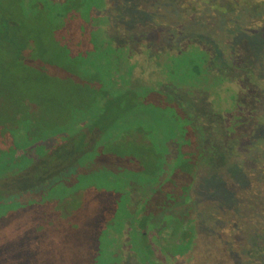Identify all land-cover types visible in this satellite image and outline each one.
<instances>
[{"label":"trees","instance_id":"trees-1","mask_svg":"<svg viewBox=\"0 0 264 264\" xmlns=\"http://www.w3.org/2000/svg\"><path fill=\"white\" fill-rule=\"evenodd\" d=\"M94 3L0 0V117H4L0 120V221L14 214L20 200L41 194L40 204L32 203L33 207L45 209L55 203L58 211L52 223L32 225L35 262L44 253L49 254L48 242L53 236L59 251L52 258L53 264H131L127 260L129 254L136 264L198 263L203 260L204 248L210 245H205L201 225L207 216L192 206L195 171L201 163L197 144H191V137L186 136L190 125L186 123L188 129L181 126L176 112L179 107L168 94L162 100L165 104L154 103L159 98L153 94L156 87L143 82L142 75L134 77L132 66L121 67L117 60L116 64H109L106 54L110 48L98 45L97 19L89 15ZM123 53L119 49V58ZM176 53L166 50L154 60L159 70L168 72L167 81H172L171 76L177 72L167 64L177 59ZM191 61L184 79L195 77L197 83L206 71V58ZM155 73L154 70L152 74ZM64 83L67 96L60 97L57 87ZM39 110L58 112L60 124L39 130L33 120ZM148 111H153L155 120L160 114L166 118L162 127L167 132L175 130L169 138L170 145L155 142L154 125L147 123L150 118L120 126L131 118L144 114L148 117ZM186 113L182 116L188 117ZM67 131L70 135L62 141L68 144L61 141L49 147L42 141L44 134ZM124 140L130 143H122ZM104 155L115 159H102ZM90 158L96 159L104 172L87 176L98 181L99 189L102 181L111 182L112 177L105 175L106 167L119 172L115 179L121 182L123 174H132L133 161H138L147 184L139 187L138 192L146 194L135 208L133 193L124 187V193L114 189L109 192V199H98L91 215L83 210L65 211L66 202L71 197L80 199L81 194L64 193L60 187L62 176ZM91 178L82 179L81 183L86 184ZM51 181L57 182L53 184L54 191L47 194ZM94 214L95 241L90 248L88 231L84 229L90 226ZM76 220L80 224L69 229L68 225ZM77 240L83 250L75 255ZM101 242L105 243L104 252ZM260 242L263 251L264 240ZM68 249L71 253L66 254L67 259L61 257ZM176 249L180 254L174 253ZM15 264L23 263L19 259Z\"/></svg>","mask_w":264,"mask_h":264},{"label":"rangeland","instance_id":"rangeland-1","mask_svg":"<svg viewBox=\"0 0 264 264\" xmlns=\"http://www.w3.org/2000/svg\"><path fill=\"white\" fill-rule=\"evenodd\" d=\"M93 1L95 3L90 6L89 15L97 19L98 45L114 49H109L106 54L111 62L109 64L118 61L121 67L132 66L134 77L142 75L140 78L143 82L156 87L153 94L159 98L154 103L165 104L162 100L168 94V98L176 101V107H179L176 112L181 126L187 128L186 123L190 125L186 136L191 137V144H197L201 163L195 171L192 206L207 216L202 219L201 225L205 245H210L203 250V260L194 264L264 263V250L260 242L264 240V229L261 231L264 226V0ZM119 49L124 52L121 58ZM166 50L177 52V59L167 62L168 66L177 70L176 75L171 76L172 81H167L168 72H162L154 64V60ZM203 58H206L207 66L201 80L194 83L195 77L184 79L185 70L192 66L191 60ZM154 70L156 73L153 75ZM61 77L66 82L67 76L63 74ZM187 84L190 86L187 87ZM57 91L60 97H66L65 83L58 85ZM185 111L188 117L182 116ZM39 112L33 119L39 130L60 124L58 112ZM148 113V117L144 114L131 118L120 126H132L134 122L150 118L151 121L147 123L154 125L155 142L170 145L169 138L175 130L170 134L162 127L167 123L162 114L155 120L153 111ZM0 120L3 121L4 117L1 116ZM67 135L70 132L47 133L42 136V141L51 147L67 139ZM145 140L149 142L147 138ZM122 143L129 144L130 141L124 140ZM101 158L115 159L109 155ZM95 161L94 158L83 160L62 176L60 187L64 193L81 194L80 199L71 197L70 200L65 195V199L69 200L65 204V211L83 210L91 215L92 206L98 199H109L111 190L123 192L124 187L133 193L132 206L135 208L146 194H140L139 187L147 184L145 174L139 171L138 161H133L130 168L132 174H123L121 182L115 179L119 177V172L106 167L108 172L105 175L112 178L111 182H101V190L97 180L87 177L104 173ZM86 178L92 179L91 184L81 183ZM55 182L49 183L47 194L54 191ZM40 197L41 194H37L20 200L14 214L0 221V264H15L19 259L23 264H53V256L59 255L51 236L49 254L44 253L35 262L32 225L52 223L58 211L55 203L45 209L33 207L32 203L40 204ZM96 220L94 214L88 223L90 226L84 229L88 231L86 239L91 242L90 248L95 241ZM76 221L68 228L75 229L80 224V221ZM149 241L152 243V238ZM80 242L77 240L75 243V255L83 250ZM104 246L105 243L101 242L102 252ZM71 250H64L61 257L67 259L66 254ZM174 253L180 254V251L176 249ZM166 255L169 256L168 253ZM127 260L136 264L130 254Z\"/></svg>","mask_w":264,"mask_h":264}]
</instances>
